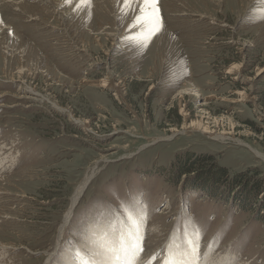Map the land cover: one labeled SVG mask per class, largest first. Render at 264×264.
Instances as JSON below:
<instances>
[{
    "label": "rangeland",
    "instance_id": "374dc122",
    "mask_svg": "<svg viewBox=\"0 0 264 264\" xmlns=\"http://www.w3.org/2000/svg\"><path fill=\"white\" fill-rule=\"evenodd\" d=\"M122 2L0 0V264H66L98 223L138 228L135 264H264V0H157L143 43Z\"/></svg>",
    "mask_w": 264,
    "mask_h": 264
},
{
    "label": "snow or ice",
    "instance_id": "6c2138e0",
    "mask_svg": "<svg viewBox=\"0 0 264 264\" xmlns=\"http://www.w3.org/2000/svg\"><path fill=\"white\" fill-rule=\"evenodd\" d=\"M65 4H72L74 0H64ZM91 0H75L76 8L90 7ZM139 8V14L133 18V27L139 25L142 31L139 36L132 37L137 42L143 43L144 40L154 35L162 29V22L159 17V10L157 8V0H123L120 7L121 12L127 14L128 11L134 10L133 5ZM129 219L133 225L136 221L129 214ZM109 230L113 233L112 236H105L99 243V247L104 254L103 260H95L92 256L97 253L84 254L79 250L73 253L74 264H135V261L143 252L142 237L139 235L138 228L133 231H117L115 224L109 225ZM196 248L193 247L191 253L194 255ZM153 257H150L146 264H152ZM167 264H183V262L169 259Z\"/></svg>",
    "mask_w": 264,
    "mask_h": 264
},
{
    "label": "bare ground",
    "instance_id": "6f19581e",
    "mask_svg": "<svg viewBox=\"0 0 264 264\" xmlns=\"http://www.w3.org/2000/svg\"><path fill=\"white\" fill-rule=\"evenodd\" d=\"M12 1V0H11ZM15 3V2H14ZM233 69H237L238 70V67L237 66H232V70ZM263 72H264V69H262V70H260L259 71V74L258 75H261V74H263ZM101 86H103V87H107L108 86V83H106V82H104ZM22 93V92H21ZM26 96V95H25ZM38 96L39 95H37L36 96V94L33 92V91H30V93L28 94V96H26V98L28 99V100H31V101H37V100H39L38 99ZM24 97V96H23ZM84 124H86L85 122H84ZM195 125L194 124H191L190 125V127H194ZM208 133V132H207ZM220 138H222V137H220ZM223 139V138H222ZM156 142V141H155ZM256 156L258 157V156H260L258 153L256 154ZM7 159L9 160L10 159V157H7V158H0V168L1 167H5V165H6V163H8L9 161H7ZM263 159V158H262ZM91 179H92V176H90V177H88L87 179H85L80 185H79V187L77 188V190L75 191V194H74V196L71 198V206H70V208H69V210H68V212H66V215H65V218H64V221H63V224H62V227H61V232H63L64 231V228L67 226V225H69V222H70V219H71V215L73 214V211H74V208L77 206V204L79 203V201H80V199H81V197H82V195H83V193L85 192V190L87 189L86 187H87V185L91 182ZM134 226V225H133ZM88 233L84 236L86 239H85V242L83 243H81L80 244V252L81 253H86V252H88L89 254H92V253H97V255H94V256H92V258L93 259H95V260H103L104 259V254L102 253V250L100 249V247H99V243L101 242V240H102V238H104L106 235L107 236H109L110 235V233H109V231H108V228L106 227V225H104L103 226V224H101V223H98V224H96V225H90V227L88 228ZM111 232V231H110ZM84 235V234H83ZM60 238H61V236L59 237V241H60ZM57 244V243H56ZM58 244H60V242L58 243ZM169 244H171V245H169V247H171L172 245H173V243H172V240H170V242H169ZM7 248V247H6ZM206 248V247H205ZM2 249V248H1ZM202 249V248H201ZM57 250V249H56ZM207 250V249H206ZM181 254H182V252H181ZM226 254H228V253H226V251L223 253V254H219V255H217V256H219L218 258L217 257H215L214 259H216V261L215 262H212L211 264H219V263H221V262H223L224 260H223V258L225 259L228 255H226ZM53 255H55V254H53ZM53 255H51V256H49V258H48V260H49V263H50V259H51V257L53 256ZM66 255V254H65ZM201 254H199L198 253V255H197V257L199 258V259H197V262H198V264H205V261H207L208 262V259H206V257H205V254H204V256H202L203 258H201V256H200ZM209 256V255H208ZM225 256V257H224ZM143 257H145V256H143ZM139 258V257H138ZM183 260H185V258L183 257L182 258ZM62 260H63V258H62ZM139 259H137V261H138ZM226 260V259H225ZM64 261H66V264H74V260H72V257H71V255H69V256H64ZM211 261H212V259H211ZM210 261V262H211ZM209 263V262H208ZM207 263V264H208ZM48 264V263H47ZM137 264H139V263H137ZM224 264H226L225 262H224ZM243 264H245V262H243ZM246 264H248L247 262H246Z\"/></svg>",
    "mask_w": 264,
    "mask_h": 264
},
{
    "label": "trees",
    "instance_id": "16d2710c",
    "mask_svg": "<svg viewBox=\"0 0 264 264\" xmlns=\"http://www.w3.org/2000/svg\"><path fill=\"white\" fill-rule=\"evenodd\" d=\"M204 160H207V159H205V158H203ZM186 164H184L183 166H181L180 167V170H179V173L181 174V175H183V174H187L188 173V171L192 168V165H190V164H188L187 166H185ZM203 172V171H202ZM197 174V176L198 175H205L206 173H205V171H204V173H196ZM224 177V175H223V173H222V171L221 170H219L216 174H213V176H212V182H214V183H217V181H220L221 182V180H222V178ZM239 180H237V182H238ZM243 183H244V181H243ZM247 184H243L242 185V188H246L247 186H246Z\"/></svg>",
    "mask_w": 264,
    "mask_h": 264
}]
</instances>
